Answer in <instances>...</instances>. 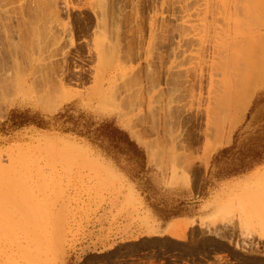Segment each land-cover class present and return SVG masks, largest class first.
<instances>
[{"label":"rangeland","instance_id":"obj_1","mask_svg":"<svg viewBox=\"0 0 264 264\" xmlns=\"http://www.w3.org/2000/svg\"><path fill=\"white\" fill-rule=\"evenodd\" d=\"M260 64L264 0H0V264H264ZM108 154L204 214L141 234Z\"/></svg>","mask_w":264,"mask_h":264},{"label":"crops","instance_id":"obj_2","mask_svg":"<svg viewBox=\"0 0 264 264\" xmlns=\"http://www.w3.org/2000/svg\"><path fill=\"white\" fill-rule=\"evenodd\" d=\"M118 125L121 127L120 124ZM130 144H134L138 149H141L140 145L134 141H131ZM119 155L108 154L105 158L106 165L110 169L112 167L116 168V170L113 168L112 170L120 173V176L133 183L143 200L144 209L154 220V222L150 220L148 226L141 227L143 229L141 234H146V231H150L152 234L171 236H173V233H185L186 230L183 227L191 222H197L198 217L204 214L203 203L197 202L196 192L191 189V184H188L184 178L167 182L161 170L151 162L149 164L145 162V170L141 172L144 173L143 178L140 177L137 181H134L130 179L128 170L121 162ZM145 179H148V188L146 189L142 188L141 182Z\"/></svg>","mask_w":264,"mask_h":264},{"label":"bare ground","instance_id":"obj_3","mask_svg":"<svg viewBox=\"0 0 264 264\" xmlns=\"http://www.w3.org/2000/svg\"><path fill=\"white\" fill-rule=\"evenodd\" d=\"M260 66V67H259ZM258 66V72L256 71V73H253V74H251V79H250V86H249V88L245 91V93H242V94H244V100H242L241 99V104H246V102L248 101L247 99H248V96H249V91H250V89H252L253 87H255V85L257 84V83H261V82H263L264 81V65H262V64H260ZM253 70V69H252ZM241 94V95H242ZM250 100V99H249ZM239 105V104H238ZM241 106V105H240ZM224 125H225V123H224ZM218 132V131H217ZM224 133V132H223ZM223 140V139H222ZM212 149V148H211ZM246 209L243 207V211H245ZM242 211V212H243ZM247 212V211H246ZM245 213V212H244ZM244 213H243V216H244ZM246 216H247V213L245 214V220H247V218H246ZM242 220V219H241ZM245 220H243L244 222H245ZM244 222H241L242 224L244 223ZM248 222V221H247ZM247 222L246 223H244L245 224V226H246V224H247ZM182 231H183V229H182Z\"/></svg>","mask_w":264,"mask_h":264}]
</instances>
